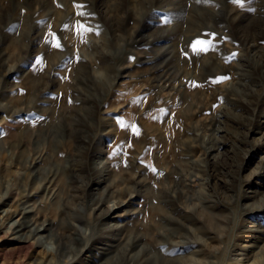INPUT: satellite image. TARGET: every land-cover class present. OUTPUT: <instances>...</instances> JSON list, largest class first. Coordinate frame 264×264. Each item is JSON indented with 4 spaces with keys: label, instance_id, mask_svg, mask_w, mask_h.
Listing matches in <instances>:
<instances>
[{
    "label": "rangeland",
    "instance_id": "374dc122",
    "mask_svg": "<svg viewBox=\"0 0 264 264\" xmlns=\"http://www.w3.org/2000/svg\"><path fill=\"white\" fill-rule=\"evenodd\" d=\"M181 1L178 12L166 13L155 0H0V105L7 106L0 112V264H33L43 251L55 252L53 233L69 239L95 222L72 175L84 165L76 138L82 124L111 137L132 127L118 152L129 200L123 211L135 219L148 264H169L168 240L180 245L168 254L172 264H264V250L240 257L264 243V233L250 230L264 226V215L246 212L264 202V182L253 176L264 166V148H251L264 145V129L251 133L242 109L264 92V37L254 47L240 42L264 28V0ZM224 13L240 20L234 27L218 22ZM168 23L170 40L141 46L140 27L149 37ZM158 48H171L175 71L164 73L171 87L144 84L138 92L135 84L166 67L169 51L163 58ZM254 77L263 83L254 86ZM222 80L231 88L223 91ZM220 104L233 119L220 117ZM25 203L35 220L44 216L52 226L17 242L9 214ZM116 239L122 247L123 235ZM121 261L117 254L109 264Z\"/></svg>",
    "mask_w": 264,
    "mask_h": 264
},
{
    "label": "bare ground",
    "instance_id": "6f19581e",
    "mask_svg": "<svg viewBox=\"0 0 264 264\" xmlns=\"http://www.w3.org/2000/svg\"><path fill=\"white\" fill-rule=\"evenodd\" d=\"M181 2V0H155V7L156 9H159L161 11V8L165 6L166 8L164 12L174 13V11L178 12V10L180 9L178 7L180 6ZM178 14L180 13H177V15ZM150 16V12L147 11L144 20H147L146 18ZM227 17H229V13L221 14L218 17V22L220 20L221 23H227L234 27L235 23L240 20V18H237L236 16H230L229 19H227ZM163 26V33L159 35L156 34V36L151 34V36L149 37L142 36L140 27L138 32H140L139 41L141 42V46H154L157 42L170 40L169 38L171 37V35H173L172 33L175 29L169 23ZM263 37L264 28L260 29L256 39L245 38L241 39L240 42L244 46L254 47L256 45V40ZM82 44L83 39L78 38L77 46L80 47ZM167 50L169 51V55L165 57L164 54H166L165 52H168ZM167 50L163 51L161 50V48H158L157 51L159 53L156 52V54H158L160 57H165L164 60H166L165 62L167 63L166 67L164 66L165 68L161 72L155 73L159 71V69L156 67V69L152 73H150V76L147 78V82H139L138 84H135L139 88L138 92L145 90L144 88L146 87V85L144 84L151 85L152 83H164L165 87H171L169 83L171 79L169 80V77L164 73H171L172 71H175V67L172 63L171 48H168ZM145 60L151 63V61H154L155 58L152 56L149 59ZM17 68L18 67H15V69H7L5 72L6 75L11 76L15 72L19 71V69ZM21 73L25 74L28 72L23 70V72L21 71ZM230 83L231 81L222 80L220 83L222 90L226 91L231 88ZM262 83L263 82L260 81L259 78L254 77V86H259ZM8 88H10V86L5 88L6 91ZM258 94H261L260 102L258 100L254 103L243 101L242 104V109H245L248 113V120L251 123L250 125H252L250 131L253 134H259L264 129V92H262L261 90ZM232 105L239 108L238 105ZM96 106H98V102L95 104V106H91V112L93 113V115H95L96 111L99 110V106L97 109ZM216 107V111L221 113L220 117H232V115L228 112L224 113L222 111L223 105H216ZM6 108L7 106H5V104L0 105V112H4ZM82 120L86 122L88 126V122L85 121L86 119L82 118ZM89 122L91 124H94L93 120L92 122ZM131 130L132 127L129 124L122 125L121 128H118V130H116L117 134H113L112 137L111 134L107 135L108 130L102 129L101 131L96 132L89 127L87 128L84 124H82V128H79L77 130L76 138L79 151L84 158V165L80 170V175L76 172L74 173V171L72 172V175L75 178H78L77 180L81 182V193L84 197L87 198L88 202L91 205V208L95 212V222L93 223L92 227L88 229V231L74 229L69 239H67L64 234H61L59 232H55L53 234L51 233V240H53L55 252L53 251L54 253L49 254L43 251L42 253L44 258H42V260L36 259L32 261L33 264H109L113 256L117 254H121L122 261L120 264H148L146 251L144 250L145 246H141V244H143V241H141V237L136 233L135 219L134 217L130 216L129 219H126L124 215V213L126 212L123 211V209H125V207L128 205L129 200L127 203V201L123 199L124 193L121 188L120 180L122 177L124 163L122 161V157L118 155V152L120 141L123 139V137H125L126 134L132 135ZM107 137H110V139H105ZM251 145V148L256 151H260L264 148L263 142H252ZM253 176L260 178L264 182V166L260 167V169ZM127 196L131 202L133 194L129 192ZM26 205L27 208H24L23 210L21 209V212H16L14 209V211H9V217L12 220L10 233L13 234L12 239L17 242H27L30 236L34 238L37 235L45 232L47 229L46 227L52 226V221H50V219L46 220L44 216V219L42 217L40 221L35 220L33 218L34 207L31 206V203ZM246 206V212L248 214L264 215V202L261 204L253 203ZM153 209L155 214L161 212L160 206H155ZM250 230L264 233V226H258L256 224ZM117 235H123L125 242L122 247H117L116 245L118 240L116 239ZM46 236H44V238H46ZM126 240H128V242ZM165 246L167 247L165 250V253L167 255L164 256L166 257L165 261L166 263L172 264L175 262V260L169 255L173 250H176L178 247H180V245L177 241L170 242V240H168L165 243ZM262 250H264V243L263 246L258 245L256 249H254L253 247L243 248L241 250L240 257L241 255H244L245 252H247V255L251 254L255 258L257 254H262ZM247 255L245 257H247ZM259 264H263V262Z\"/></svg>",
    "mask_w": 264,
    "mask_h": 264
},
{
    "label": "snow or ice",
    "instance_id": "6c2138e0",
    "mask_svg": "<svg viewBox=\"0 0 264 264\" xmlns=\"http://www.w3.org/2000/svg\"><path fill=\"white\" fill-rule=\"evenodd\" d=\"M236 2H239V0H236ZM196 43H204V42H201V41H197ZM195 47V46H194Z\"/></svg>",
    "mask_w": 264,
    "mask_h": 264
}]
</instances>
